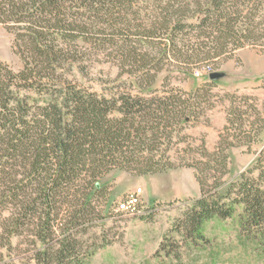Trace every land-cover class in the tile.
Instances as JSON below:
<instances>
[{
	"label": "rangeland",
	"instance_id": "1",
	"mask_svg": "<svg viewBox=\"0 0 264 264\" xmlns=\"http://www.w3.org/2000/svg\"><path fill=\"white\" fill-rule=\"evenodd\" d=\"M198 1L62 0L56 10L39 8L35 12L40 21L36 27L54 25L57 18L61 20L57 28L74 35V40L60 43L64 46L56 72L63 80L105 97L138 94L143 88L144 95L150 89L161 95L178 93L196 105L191 120L171 125L172 138L158 143L157 157L170 158L175 168L154 175L109 168L106 179L114 197L110 214L103 227L93 226L102 219L91 221L96 216L89 215L83 237L89 249L96 240L108 239L111 244L99 248L84 264H264V231L257 237L242 232V206L228 218L215 215L204 220L193 236L179 229L186 210L201 194L195 170L187 164L200 157L203 146L210 151L216 148L228 117L235 119V127L243 122L249 132L243 134L235 128L225 132V136L231 133L228 141L237 144L228 149L231 164L226 177H239L264 147V0H236L233 9L241 11L240 24L252 18L253 41L214 59L204 57L213 44L208 30L186 26L176 33L174 41L166 31L178 20L198 24L205 11V3L198 6ZM223 2L231 6L230 1ZM13 17H7V22L0 20V60L21 70L23 57L29 54L25 46V52H20L16 34L29 22H15ZM213 72L221 73L215 84L210 78ZM254 129L262 130L261 142L251 141ZM17 170L16 180L23 175V183L12 179L0 182V264L9 260L28 264L29 260L22 258L31 256L35 249L31 215L24 216L21 211L16 216L26 225L18 230L21 234L10 237L11 242L1 229L15 205L12 197L4 195L30 183L26 171ZM35 186L24 188L32 199L36 197ZM137 189H142L139 213L129 215L119 210V203Z\"/></svg>",
	"mask_w": 264,
	"mask_h": 264
},
{
	"label": "trees",
	"instance_id": "2",
	"mask_svg": "<svg viewBox=\"0 0 264 264\" xmlns=\"http://www.w3.org/2000/svg\"><path fill=\"white\" fill-rule=\"evenodd\" d=\"M223 1H198V6L205 3L200 22H172L166 27L170 41L186 26L208 30L213 44L204 53L206 59L252 42V18L240 24L241 11L233 9L236 0H226L231 6ZM61 2L0 0L2 22L13 16L15 22H29L28 27H19L24 31L16 34L20 52H25V46L29 54L23 57L24 67L15 70L0 60V182L12 179L23 183V175L16 180L18 168L26 171L30 181L4 195L12 197L15 205L9 209L1 229L9 234L10 241L26 225L16 216L21 211L24 216L31 215L35 249L31 256L22 258L29 260L28 264H84L99 248L111 244L108 239H101V243L96 240L89 249L83 237L89 215L96 216L91 221L102 219L93 226L103 227L104 218L110 214L114 197L106 179L109 168L117 166L139 175L175 168L176 163L170 158L157 157L158 143L172 138L171 125L186 123L196 114L195 103L178 93L161 95L150 89L144 95L145 89L141 88L138 94L105 97L63 80L56 72L59 54L62 44L74 40V35L57 28L61 22L57 18L54 25L36 27L40 21L35 15L39 8L45 12L48 8L56 10ZM79 31L83 33L82 27ZM216 82L212 80L213 84ZM235 123L228 117L216 148L210 151L203 146L200 157L187 164L194 168L201 192L180 220L179 229H185L190 236L204 220L215 215L228 218L237 206L243 209L241 227L246 236L257 237L264 231V147L254 164L239 177H226L231 164L228 149L237 144L228 141L231 133L225 136V132L233 128L243 134L249 132L243 122L237 127ZM254 130L256 135L251 141L261 142L264 129ZM31 184H37L33 199L24 189ZM4 264L16 263L9 260Z\"/></svg>",
	"mask_w": 264,
	"mask_h": 264
},
{
	"label": "built area",
	"instance_id": "3",
	"mask_svg": "<svg viewBox=\"0 0 264 264\" xmlns=\"http://www.w3.org/2000/svg\"><path fill=\"white\" fill-rule=\"evenodd\" d=\"M198 75L200 73H197ZM141 192L142 189H137L135 192L127 195L118 206V209L126 212L129 215H135L139 213V206L141 205Z\"/></svg>",
	"mask_w": 264,
	"mask_h": 264
},
{
	"label": "water",
	"instance_id": "4",
	"mask_svg": "<svg viewBox=\"0 0 264 264\" xmlns=\"http://www.w3.org/2000/svg\"><path fill=\"white\" fill-rule=\"evenodd\" d=\"M220 77H221V73H219V72H213V73L210 74V78L212 80H217Z\"/></svg>",
	"mask_w": 264,
	"mask_h": 264
}]
</instances>
